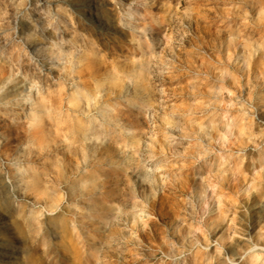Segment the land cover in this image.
Here are the masks:
<instances>
[{
  "label": "clouds",
  "instance_id": "9594fccd",
  "mask_svg": "<svg viewBox=\"0 0 264 264\" xmlns=\"http://www.w3.org/2000/svg\"><path fill=\"white\" fill-rule=\"evenodd\" d=\"M43 3L0 29V264H264V80L247 82L244 127L219 149L200 140L201 98L164 83L184 74L188 35L170 19L215 8ZM222 22L264 47V0H227Z\"/></svg>",
  "mask_w": 264,
  "mask_h": 264
},
{
  "label": "rangeland",
  "instance_id": "374dc122",
  "mask_svg": "<svg viewBox=\"0 0 264 264\" xmlns=\"http://www.w3.org/2000/svg\"><path fill=\"white\" fill-rule=\"evenodd\" d=\"M172 2L179 3L182 8L189 7V0H172ZM192 2L197 6L208 5L210 8H215V11L204 8L198 16H191V19L183 18L182 23L181 20L170 19L172 27L176 29L183 27L188 35L183 41L184 50L178 52V63L184 70V74L175 80H166L164 83L166 87L176 91L178 102H190L193 98H201V111L212 113V115L206 121V127L203 130H198L200 140L207 145L209 137H211L213 141H217L215 147L219 149L218 134L231 135L235 131L237 122L241 128L244 127L245 117L239 105L247 99L249 93L247 82L251 81L255 85L257 77L264 80V47L247 38L235 39V33L229 28V22H222L227 0H192ZM84 3L89 15L93 11V6H96L95 11L99 14L100 10L106 6L107 0H84ZM162 4L163 0H158L155 9L157 12L164 11ZM46 5L47 0H44L42 6ZM38 15L37 0H0V29L4 32H10L25 24L29 16L36 18ZM7 21L8 23H6ZM165 27L167 26L149 29L157 45V52L162 43V33ZM234 27L235 25H233ZM229 56L233 58L230 65L232 69L229 68L223 75L218 71V67L227 65ZM244 59L248 64V73L242 70L235 73L234 71L239 67L237 61L242 64ZM233 76H241L240 84L243 85L241 89L236 88ZM189 80H194L195 83L189 85ZM114 83L118 84L119 82ZM222 84L230 91H236V97L222 94L220 91ZM209 87H214L215 90L208 92ZM252 90L254 91L255 87ZM153 98L155 97L153 96ZM204 98L216 103L205 105ZM219 101H223V103H219ZM233 101L235 106H231ZM259 130L258 121L255 131L259 132ZM248 151L250 155H255L251 148ZM8 258H11V254Z\"/></svg>",
  "mask_w": 264,
  "mask_h": 264
},
{
  "label": "bare ground",
  "instance_id": "6f19581e",
  "mask_svg": "<svg viewBox=\"0 0 264 264\" xmlns=\"http://www.w3.org/2000/svg\"><path fill=\"white\" fill-rule=\"evenodd\" d=\"M5 8V7H4ZM5 11V10H4ZM7 12V11H6ZM5 14H7V13H5ZM4 14V15H5ZM8 16V15H7ZM1 17V16H0ZM3 17V16H2ZM6 17V16H5ZM9 19V18H8ZM2 20H5V19H2ZM5 23V22H4ZM4 23H2V24H4ZM6 23H8V21L6 22ZM10 23V22H9ZM8 25H10V24H8ZM4 27H5V25H4ZM7 27V26H6ZM9 32V31H8Z\"/></svg>",
  "mask_w": 264,
  "mask_h": 264
}]
</instances>
